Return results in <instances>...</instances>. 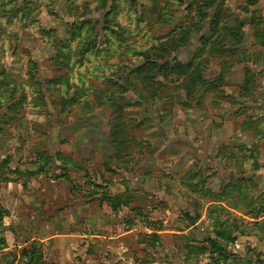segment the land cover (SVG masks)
I'll return each mask as SVG.
<instances>
[{
  "label": "rangeland",
  "instance_id": "1",
  "mask_svg": "<svg viewBox=\"0 0 264 264\" xmlns=\"http://www.w3.org/2000/svg\"><path fill=\"white\" fill-rule=\"evenodd\" d=\"M254 1L0 0V192L36 235L77 236L61 262L264 264L249 241L232 253L264 245ZM219 227L235 237L224 260L204 242ZM40 252L0 264H51Z\"/></svg>",
  "mask_w": 264,
  "mask_h": 264
},
{
  "label": "crops",
  "instance_id": "2",
  "mask_svg": "<svg viewBox=\"0 0 264 264\" xmlns=\"http://www.w3.org/2000/svg\"><path fill=\"white\" fill-rule=\"evenodd\" d=\"M253 9H256V11L259 10L260 16L264 17V0H256V3ZM8 189L9 188H7L6 191H4V193L0 192V206L5 211H7V214L2 217V220L0 222V229L3 231L2 236L5 239L4 242L7 248L5 247V245L3 247L2 245H0V256L6 252H9L12 249H16V251H18L19 249L26 247L27 245H31L32 243H38L39 249L41 251L40 253L43 254L42 258L44 260L48 261V258H49L51 260L50 262L51 264H66L64 262H61L62 259H60V256H62L64 260H66L67 257L68 258L72 257L73 251L75 249L74 246L77 247L76 241H75V239H77L75 237L77 236L75 234L67 235V236H55L56 235L55 234V235H52V237H50L48 233L46 232L48 230L47 224L44 229L42 228L41 233L39 235H36L34 231V226H35L34 220L32 218L30 219L26 218L27 208L24 209L22 207V203H21V207L20 208L18 207V204L21 202L20 199H16L14 200V203H12V201L9 200L8 198V191H9ZM6 197L7 199H4ZM19 212L20 214L22 212L24 213L23 218L19 216ZM17 227H19V229H17ZM41 227L42 225H40V228ZM144 229L147 230V229H150V227H146ZM156 233L159 234V232H156ZM151 234H155V233L148 230L147 235H151ZM12 235H16V238L18 239V243L14 244L13 242H11ZM79 237L80 236H78V238ZM60 238L61 240L59 241ZM52 240L54 241V243L56 242L55 243L56 247L59 250H57L58 252L56 253H52V250L50 247L49 248L50 253L52 254L50 256H47L48 254H46L45 251L48 249L47 247L50 246V243L52 242ZM245 240L249 241L250 242L249 244H252L253 247H257L258 251L261 250V253L264 254V245H260L255 240L254 237L253 238L251 237V238H245L243 239V241L238 239L236 242H234L235 247H233V252H232L234 256H240L243 253L242 251L244 250V248L246 246H249V244H246ZM0 243H1V240H0ZM188 244L191 245L190 243ZM261 246L262 248H259ZM67 247L69 248V253L66 252ZM79 251H82V250H79ZM78 255H81V252H78ZM83 256H85V254ZM88 264H94L92 263L90 256H88ZM104 264H107V262H104Z\"/></svg>",
  "mask_w": 264,
  "mask_h": 264
},
{
  "label": "trees",
  "instance_id": "3",
  "mask_svg": "<svg viewBox=\"0 0 264 264\" xmlns=\"http://www.w3.org/2000/svg\"><path fill=\"white\" fill-rule=\"evenodd\" d=\"M255 3H256V0L254 1L253 4L255 5ZM259 17L260 16H258V19H259ZM258 19H256L258 22H254L255 24H253L256 28H260L262 26V23H260L261 20H258ZM255 41H256V39L254 38V41L253 42L255 43ZM241 56L243 58V56H245V55L241 54ZM108 199L109 200H106V201H107V204L109 205V207H110V209H111L112 212H115L116 210H118L120 207L123 206V203H120L115 198H108ZM125 204L127 205V203H124V205ZM6 214H7V211L3 210L0 207V222L2 220V217L4 215H6ZM149 236H150V238L157 239V238H155L156 237L155 234H151ZM219 238H221L224 241H226L225 242V245H227V244H231L234 241L235 237H234V235H231V233L228 232L226 230V228L219 227V228L216 229V232H215V234L213 236H207V238L204 240V242L209 245V247L211 248V250L213 249V251L218 254V260H224L225 259V256H223V253L225 254L226 247L225 246H222L218 242ZM33 244H37V243H32L31 245H33ZM0 245H2V247L4 246L3 241H1ZM191 250L195 251L196 253H199L198 255H205L206 254V248H204V247H200V248H195L194 247V248H191ZM30 251H32V250H30ZM28 254H29V259L30 260H32V258H33L34 255H37V254H34V252H28ZM231 264H235V263L232 261Z\"/></svg>",
  "mask_w": 264,
  "mask_h": 264
}]
</instances>
